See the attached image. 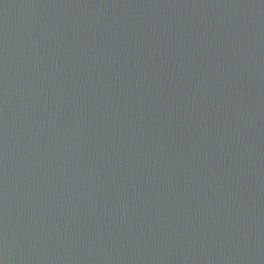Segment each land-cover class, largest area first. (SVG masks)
Instances as JSON below:
<instances>
[{
	"label": "water",
	"instance_id": "1",
	"mask_svg": "<svg viewBox=\"0 0 264 264\" xmlns=\"http://www.w3.org/2000/svg\"><path fill=\"white\" fill-rule=\"evenodd\" d=\"M0 264H264V0H0Z\"/></svg>",
	"mask_w": 264,
	"mask_h": 264
}]
</instances>
